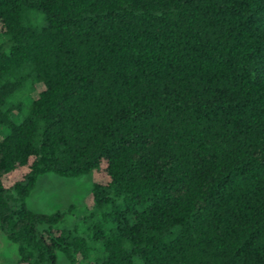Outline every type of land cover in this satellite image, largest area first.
I'll return each mask as SVG.
<instances>
[{
    "label": "trees",
    "instance_id": "trees-1",
    "mask_svg": "<svg viewBox=\"0 0 264 264\" xmlns=\"http://www.w3.org/2000/svg\"><path fill=\"white\" fill-rule=\"evenodd\" d=\"M0 129L15 264H264V0H0Z\"/></svg>",
    "mask_w": 264,
    "mask_h": 264
},
{
    "label": "rangeland",
    "instance_id": "rangeland-1",
    "mask_svg": "<svg viewBox=\"0 0 264 264\" xmlns=\"http://www.w3.org/2000/svg\"><path fill=\"white\" fill-rule=\"evenodd\" d=\"M6 133V129H0V138ZM90 185V174L71 179L43 174L37 178L33 190L25 200V206L33 213L44 215L64 211L71 206V212L66 215L60 227L72 228L74 226L82 231L85 226L80 218L84 213V200L90 190ZM55 258V264H68L59 252L55 253ZM15 262V247L9 244L0 233V264H15Z\"/></svg>",
    "mask_w": 264,
    "mask_h": 264
}]
</instances>
